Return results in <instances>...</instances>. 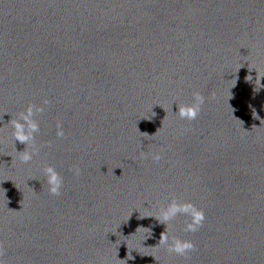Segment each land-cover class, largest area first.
I'll list each match as a JSON object with an SVG mask.
<instances>
[{
  "label": "water",
  "instance_id": "obj_1",
  "mask_svg": "<svg viewBox=\"0 0 264 264\" xmlns=\"http://www.w3.org/2000/svg\"><path fill=\"white\" fill-rule=\"evenodd\" d=\"M260 76L264 0H0V260L264 264ZM193 92L204 103L181 119ZM30 104L43 111L21 162L9 121ZM173 198L205 215L195 232L171 222L184 256L147 217Z\"/></svg>",
  "mask_w": 264,
  "mask_h": 264
},
{
  "label": "clouds",
  "instance_id": "obj_2",
  "mask_svg": "<svg viewBox=\"0 0 264 264\" xmlns=\"http://www.w3.org/2000/svg\"><path fill=\"white\" fill-rule=\"evenodd\" d=\"M260 77H264V76H260ZM47 103H48L47 100L43 101V104L47 105ZM203 103H204V97L199 92H193L191 103L178 105L176 113L179 115L181 119H187L189 121L194 120L197 118L200 112L201 105ZM42 111L43 108L41 106L30 104L23 112L18 114L19 116L18 119H10L9 121L12 129L11 136L13 141H17L25 145L24 150L20 152H17L14 147V151L17 153L18 159L21 162L30 161L33 155L35 154V148L32 146L34 142V133L38 131L39 126L33 117L35 114L41 113ZM254 118H258L256 117V114ZM157 131L155 132V134L157 133ZM63 135L64 132L62 128L60 127L59 124H57L56 136L62 137ZM160 158L161 157L158 152L152 154L153 161H159ZM73 171L75 174L77 175L79 174V168H74ZM43 172L46 178V183L48 185V192L52 195H59L62 186L61 175L52 166H46L43 169ZM178 214H183L189 217V220L185 223L183 228V231L186 232L197 231L205 220V215L202 209L197 208L191 202H178L176 198H173L165 208H162L159 211L157 215L155 216L148 215L147 217H155L157 221L163 223L166 226L165 231L160 236L158 245L166 247V249L169 252H173L177 255L184 256L188 252L193 250L195 246L191 240L180 239L176 236L169 235V232L172 228L171 222ZM145 239H143V241ZM131 252L132 251H129V255H128L130 259L133 258L130 255ZM0 264H3L2 260H0Z\"/></svg>",
  "mask_w": 264,
  "mask_h": 264
}]
</instances>
